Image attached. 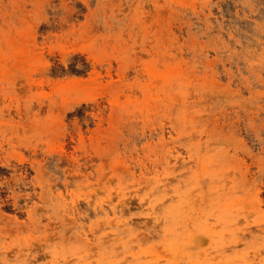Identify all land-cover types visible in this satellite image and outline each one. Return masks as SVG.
Here are the masks:
<instances>
[{
  "label": "rangeland",
  "instance_id": "374dc122",
  "mask_svg": "<svg viewBox=\"0 0 264 264\" xmlns=\"http://www.w3.org/2000/svg\"><path fill=\"white\" fill-rule=\"evenodd\" d=\"M0 264H264V0H0Z\"/></svg>",
  "mask_w": 264,
  "mask_h": 264
}]
</instances>
